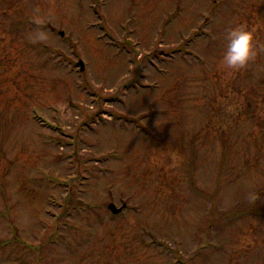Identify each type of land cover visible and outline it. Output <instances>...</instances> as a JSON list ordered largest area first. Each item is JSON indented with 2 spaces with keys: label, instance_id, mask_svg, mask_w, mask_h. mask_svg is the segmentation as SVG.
<instances>
[{
  "label": "rangeland",
  "instance_id": "obj_1",
  "mask_svg": "<svg viewBox=\"0 0 264 264\" xmlns=\"http://www.w3.org/2000/svg\"><path fill=\"white\" fill-rule=\"evenodd\" d=\"M6 9L26 26L0 29L11 83L0 240L10 218L41 258L19 245L0 264H264V203L251 209L264 184V88H230L247 67L264 78V0H0ZM241 25L255 55L233 68L222 54ZM215 130L238 150L254 140L226 180ZM73 189L92 209L59 219ZM111 202L127 207L113 214Z\"/></svg>",
  "mask_w": 264,
  "mask_h": 264
},
{
  "label": "trees",
  "instance_id": "obj_2",
  "mask_svg": "<svg viewBox=\"0 0 264 264\" xmlns=\"http://www.w3.org/2000/svg\"><path fill=\"white\" fill-rule=\"evenodd\" d=\"M15 3L13 2L12 6H14ZM11 6V8H12ZM10 9H6V10H0V29L2 31H5V29H25V23L23 21V19H19V21L16 23V19H15V15L7 13L4 14L6 12H9ZM15 33H19V31L14 30ZM6 38L5 37H1L0 36V43L5 41ZM12 41H14L13 39H11ZM12 44V43H11ZM14 46L16 45L15 43H13ZM7 48L5 46L0 48V96L4 95L6 91L5 87H7L10 83L9 79H8V75L7 73V69L6 66L4 64V60L8 59V55L6 52ZM245 69V67L243 68V70ZM249 77H251V75H253V68L251 67H247V69L244 71V74H248L250 73ZM236 77L234 78V80L231 81L230 83V88H233V92L235 93H240V94H246L248 96L254 95L257 93L258 89L261 87V89L264 88V78L263 79H259L257 81H251V79H249V77L247 78H242V74H240V72H237ZM255 96V95H254ZM262 99L264 100V95L261 96ZM219 108H215L214 106H212V113H211V121L215 118L214 117V112L218 111ZM220 114V113H218ZM245 115V114H244ZM248 116H252V112L251 113H247ZM251 118V117H250ZM264 121V120H263ZM260 121L258 123L259 127H260V136L264 139V122ZM3 124H9L7 118L5 117V115H1L0 116V125ZM215 133L217 134V138L220 141L219 144V148H220V165L224 170L222 171V176L221 179H227L230 176H236L237 174L234 173V171L230 170V161L232 158V155H234V159L232 161H234L235 159H238V156H243L244 153L246 152L247 154H249L250 152H253L254 149V140L253 141H248V142H244L241 145L240 150H238L237 146L240 143H236L233 141H231V136L230 133L228 132L227 135L221 134L219 133V130H215ZM219 134V135H218ZM224 135V136H223ZM194 136H198V132L194 135ZM233 136V133H232ZM215 138V139H217ZM196 141V139H195ZM195 141H193L192 144L195 145ZM264 144V143H263ZM1 145V144H0ZM235 148V153H231L230 149ZM194 148V146H193ZM264 146L263 145H258L256 144V147L254 149V152L256 154V158L257 163H259V160H262L264 157ZM3 154L5 155V153L3 152ZM2 154V155H3ZM258 166V165H257ZM228 176V177H227ZM238 178H236L237 180ZM3 196L5 198V201L8 202V198L6 196L5 191H2ZM253 206L251 209H253L254 212H261L260 210L262 209V204L264 203V184L261 185L258 188V191H256V194L253 197ZM60 207L62 208L60 211V214L58 215V218H63L66 217L72 209L76 208V209H81V208H86V209H92V206L88 203H86L83 199H80L77 197V195L75 194L74 189L70 190L65 197L63 198V201L60 204ZM9 209L10 206H7V210L5 212H0L1 216H9ZM9 225L11 227V231H12V236L8 239H3L0 240V252L4 253L5 255L11 257L14 256V250H19L18 246L20 245V247L22 248L21 251H28V250H32L34 251V249L37 251L38 256L41 255V250H40V246H32L30 243H27L25 241H22L21 237H20V232L18 230V228L15 225V222L13 220H11L9 218ZM54 231H56V227L54 229ZM78 246V241H76L73 244V248L76 250ZM11 247V248H9ZM41 258V256H39ZM14 261V260H13ZM37 264H40L39 262H37Z\"/></svg>",
  "mask_w": 264,
  "mask_h": 264
},
{
  "label": "clouds",
  "instance_id": "obj_3",
  "mask_svg": "<svg viewBox=\"0 0 264 264\" xmlns=\"http://www.w3.org/2000/svg\"><path fill=\"white\" fill-rule=\"evenodd\" d=\"M254 55L255 44L251 31L241 25L228 32L222 54L225 65L233 68L243 67Z\"/></svg>",
  "mask_w": 264,
  "mask_h": 264
},
{
  "label": "water",
  "instance_id": "obj_4",
  "mask_svg": "<svg viewBox=\"0 0 264 264\" xmlns=\"http://www.w3.org/2000/svg\"><path fill=\"white\" fill-rule=\"evenodd\" d=\"M81 65V70L84 69V66L82 64V62H80ZM126 207V204L123 203L121 207H116V205L114 203H109L108 204V208L111 210V212L113 214H119L120 212H122V210Z\"/></svg>",
  "mask_w": 264,
  "mask_h": 264
}]
</instances>
